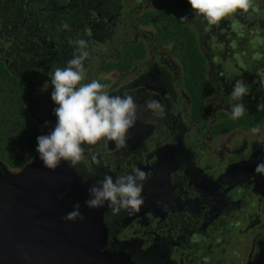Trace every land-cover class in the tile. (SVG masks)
<instances>
[{"label": "flooded vegetation", "instance_id": "1", "mask_svg": "<svg viewBox=\"0 0 264 264\" xmlns=\"http://www.w3.org/2000/svg\"><path fill=\"white\" fill-rule=\"evenodd\" d=\"M165 5L173 7L174 3ZM124 8L121 0H0V39L6 43L9 38H1L2 33L21 34L24 28L35 43L42 42V54L50 56L48 63L52 67H64L73 57L76 41L84 39L89 52L84 62L87 66L93 55L92 43L110 38L111 26L121 13H126ZM186 13H189L186 17L198 16L193 11ZM246 15L249 19L242 18ZM128 16L131 14L126 13ZM200 16L198 19H203ZM231 17L232 24L246 21L251 27L256 23L264 26V16L251 9L238 10ZM135 23L133 19L135 32L130 37L122 36V49L117 50L114 40L109 39V45L116 50L109 48L108 52L98 54L99 63L89 66L85 80H108L105 90L112 95H133L141 107L125 146L117 147L115 142L105 140L85 146L87 159L77 166L80 175L88 176L93 185L105 174L115 179L136 168L149 174L143 191L145 203L140 211L129 214L122 210L113 215L105 205L108 234L104 248L124 252L134 264H258L257 254L260 253L261 261L264 250V246L257 245L264 235V186L257 187L253 176L229 186L220 176L229 167L246 162L264 146V140L253 142L242 135L251 130L241 128L223 133L213 130V125L225 119L223 113L232 115L229 96L234 85L216 62L221 51L210 53L215 57V67L210 63L207 76L213 80L215 93L205 99L199 115L192 110L181 65L156 54L157 45L163 44ZM226 24L230 20L224 18L211 25L219 40L224 39L223 27H230ZM140 40L147 46L143 59L136 60L126 71L105 69L108 61L121 58L128 43ZM227 42L228 39L222 51L232 55L234 49ZM52 71L53 68L50 75ZM47 81L48 88L52 87L51 76ZM150 99L165 106V118L154 117L144 107ZM28 107L37 123L39 116L46 120L49 129L54 128L55 103L40 104L30 99ZM213 109H219L218 117H210ZM228 134H234L233 145L223 142L218 151H212L209 142ZM93 155L96 159H92ZM239 245L244 255L238 251Z\"/></svg>", "mask_w": 264, "mask_h": 264}, {"label": "clouds", "instance_id": "2", "mask_svg": "<svg viewBox=\"0 0 264 264\" xmlns=\"http://www.w3.org/2000/svg\"><path fill=\"white\" fill-rule=\"evenodd\" d=\"M188 2L193 12L203 16L210 25L219 23L238 10L248 12L251 9L259 12L254 0H188ZM185 20L187 17L180 19L182 22ZM241 27L239 21L232 24L234 31H239ZM255 42L264 41L257 37ZM76 44L73 57L66 65L53 67L50 83L53 87L51 99L57 105L53 110L56 124L47 135L37 137L36 151L45 168L56 170L62 162H66L80 175L77 166L87 159L85 146L96 145L102 140L113 141L117 147L125 146L130 138V130L136 125L141 106L133 95L110 94L97 79L83 83L86 80L84 62L89 56L88 45L84 39L77 40ZM232 46L235 47V42ZM241 67L247 70L243 63ZM48 87L45 83L42 91H46ZM249 94V85L242 79L237 80L229 96L233 119L245 115L247 109L242 101ZM144 107L150 110L154 117L159 119L166 117L165 106L159 100L150 99L145 102ZM251 131L257 134L261 129L254 127ZM92 159L96 157L93 155ZM255 171L264 173V162L258 163ZM88 179V176H82L83 183H87ZM148 179L149 174L140 168L134 169L130 174L116 176L115 179L105 174L88 188L89 198L84 201V205L97 210L107 205L113 215L119 214L122 210L129 214L138 212L145 203L143 191ZM80 208L79 203L75 204L73 210L63 219L72 222L83 221L85 217ZM103 216L107 218L108 213H103Z\"/></svg>", "mask_w": 264, "mask_h": 264}, {"label": "trees", "instance_id": "3", "mask_svg": "<svg viewBox=\"0 0 264 264\" xmlns=\"http://www.w3.org/2000/svg\"><path fill=\"white\" fill-rule=\"evenodd\" d=\"M154 2L153 6L147 4L143 7V13L137 17L135 24L145 28L152 27L153 38L157 42L163 45L171 44L172 52L182 67L183 84L192 102V110L200 115L205 99L215 93L213 80L207 76L208 69H211L210 63L215 67L213 64L215 57L210 55L213 51L206 37V34H211L209 29L211 30L212 26L204 17L205 22L203 19H198L199 15L194 17V25H190L187 21L182 22L175 5L171 7ZM137 4V7H141L140 3ZM148 35L150 40L153 39L150 34ZM238 36L244 38L242 34L236 32L232 34L231 42L228 41L230 43L226 45L233 47V42L236 44L239 40ZM6 37L9 40L0 45V160L9 170L14 171L18 170L29 156L35 154L37 137L41 135V127L30 115L29 97L32 102L54 104L51 99L53 87L48 88L46 92L42 91L41 82L34 79L35 73L40 69L46 72L44 68L47 66L51 71L54 66H49L50 56L42 54L44 52L42 42L35 43L33 38L25 34L24 28L21 34L2 33L1 38ZM130 39L132 40L133 36ZM146 52L147 46L144 41L130 42L124 47L121 58L108 61L105 69L129 70L136 60L146 56ZM220 54L219 56H222L223 51ZM258 54L259 58L264 59V45L256 49L252 56L256 58ZM232 55H235V49ZM251 60L246 61L247 70L244 68V71L250 75L253 71ZM97 80L105 88L109 84L108 80ZM252 81L254 84L250 86V94L243 98L247 109L245 115L233 119L232 116L223 113L225 119L213 125L215 132L223 133L237 128L251 130L264 121V78L260 81L253 79ZM87 82L83 81V83ZM257 245L264 246V235L259 238Z\"/></svg>", "mask_w": 264, "mask_h": 264}, {"label": "water", "instance_id": "4", "mask_svg": "<svg viewBox=\"0 0 264 264\" xmlns=\"http://www.w3.org/2000/svg\"><path fill=\"white\" fill-rule=\"evenodd\" d=\"M36 119L41 135H47L51 129L46 120ZM261 162L264 146L246 162L229 167L220 179L233 186L253 176L257 187L264 186V173L255 171ZM91 185L66 162L56 170L45 168L37 151L16 171L0 162V264H134L124 252L104 248L106 206L97 210L84 205ZM77 203L85 219L65 221Z\"/></svg>", "mask_w": 264, "mask_h": 264}, {"label": "rangeland", "instance_id": "5", "mask_svg": "<svg viewBox=\"0 0 264 264\" xmlns=\"http://www.w3.org/2000/svg\"><path fill=\"white\" fill-rule=\"evenodd\" d=\"M156 2L157 4H166V2H171L174 3V5L176 6L175 10L179 13L180 18L182 17H186L189 15V13H186L188 11H193L191 8V5L189 4L188 0H121V4L125 7L124 9L127 10L126 13H130L132 14L131 16H129L128 18H126V13H121V15L118 16V19L115 21V23L111 26L110 31L112 32V34L110 35V38L112 40H114L115 44V48L117 50L122 49V45H121V40H122V36L123 34H126L127 37H130L131 34L133 32H135V29L133 27V19L134 21H136L137 17H139V15L141 13H143V7H146L147 4H151L153 6V2ZM260 1V0H259ZM154 2V3H155ZM261 2V1H260ZM137 3L141 4V7H137ZM155 3V4H156ZM256 3V1L254 0V4ZM177 4L181 5L178 6ZM259 6V12L261 15L264 16V2L261 3H256ZM182 8V9H180ZM122 12V11H121ZM248 15V14H247ZM244 16L242 18H247L249 19V16L247 17ZM250 15V13H249ZM133 16V17H132ZM203 17V16H202ZM205 19V18H204ZM227 20H230V24H226L229 25L230 27H223V33L224 34V39L223 40H219V37L215 34V32L211 31L209 28V32H211V34H209V36L207 37V40L209 41V46L211 47L212 51L216 52V51H222L224 49L225 46V41L228 39V41H230V39H232V34H233V28H232V17L231 15L229 17H226ZM187 22L190 23V25H194V17H187V20H185ZM196 22V20H195ZM239 24L242 26L239 31H237V33L242 34L244 38H242L241 36H238L237 38L239 40H237L235 44V55H228V54H223L222 56H218L216 59V62L220 65V68L223 70V72L226 74V76L228 78H231V80H233V85L235 84V82L237 80H244L249 87H252V83L251 80H257L260 81L261 78H264V59L262 58H254L252 56L253 52L256 49H259V47H262L264 45V42H255L257 40L256 37H261V41H264V26H260L258 23H256L254 26H249V24L246 21H240ZM139 27H141V29H146L148 31H150L151 33H153L154 29L152 27H147L144 28L140 25H138ZM207 26V25H205ZM251 27V28H250ZM208 35V34H206ZM109 38V39H110ZM109 39H106L105 41H99L96 40L95 43H92L91 45V52L93 53V55L90 56V61H89V65L84 66V71H85V76L88 77V71H89V66L92 64H96L99 63V59H96L98 54L100 53H104V52H108L109 48L110 49H114V47L112 45H109ZM231 42V41H230ZM227 42V43H230ZM4 41L3 39H0V45H3ZM72 43V41H71ZM110 46V47H109ZM158 47L156 48V54L161 53V56L164 59H172L175 64L179 63L178 59L173 55L172 53V46L170 43L164 44L162 46L157 45ZM108 48V49H107ZM114 49V50H116ZM229 53V52H228ZM237 57L239 59H237ZM221 58V59H220ZM249 59H252V65H253V71H252V76L253 78L251 79L250 74L246 73L244 74V67H241V63H243L244 65L247 63L246 61H248ZM179 65V64H178ZM43 72V73H42ZM91 74H94V70L91 72ZM245 75V76H244ZM50 71H44V70H38L35 73L34 79L40 81L41 83L48 84V77H50ZM104 76V75H103ZM126 79H128V76L126 77ZM251 82V83H249ZM217 110V111H216ZM219 111V109H213L209 115L210 117H218L217 112ZM215 113V114H214ZM232 116V115H231ZM261 131L260 133L254 134L252 133V131L249 132H245L242 135L244 136H248V138L250 140H252L253 142L256 140H264V121L258 126ZM239 136V135H238ZM225 142L228 146H232L234 142V134H228L225 135L223 137H221L220 139H216L213 142H209V145L212 148V151L219 150V147H222V143ZM33 156H29L27 161L25 163H23V165H21L20 168H22L27 162H29L32 159ZM18 169V170H19ZM17 170V169H16ZM14 170V171H16ZM238 251L241 252V255L245 254V251L243 249L242 246L239 245L238 247ZM262 259L260 260V253L259 255L257 254V259H258V264H264V250H262Z\"/></svg>", "mask_w": 264, "mask_h": 264}]
</instances>
